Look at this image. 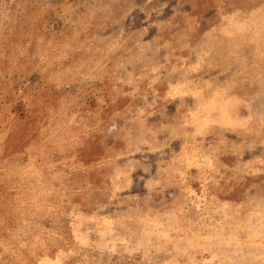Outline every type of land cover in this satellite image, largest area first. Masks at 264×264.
<instances>
[{"label":"clouds","instance_id":"1","mask_svg":"<svg viewBox=\"0 0 264 264\" xmlns=\"http://www.w3.org/2000/svg\"><path fill=\"white\" fill-rule=\"evenodd\" d=\"M0 264H264V0H0Z\"/></svg>","mask_w":264,"mask_h":264}]
</instances>
